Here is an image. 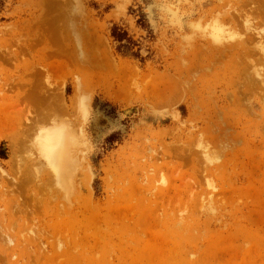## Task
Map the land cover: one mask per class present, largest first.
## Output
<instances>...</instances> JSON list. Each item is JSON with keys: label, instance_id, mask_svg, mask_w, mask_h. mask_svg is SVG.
<instances>
[{"label": "rangeland", "instance_id": "374dc122", "mask_svg": "<svg viewBox=\"0 0 264 264\" xmlns=\"http://www.w3.org/2000/svg\"><path fill=\"white\" fill-rule=\"evenodd\" d=\"M192 3L0 0V264H264V72Z\"/></svg>", "mask_w": 264, "mask_h": 264}, {"label": "bare ground", "instance_id": "6f19581e", "mask_svg": "<svg viewBox=\"0 0 264 264\" xmlns=\"http://www.w3.org/2000/svg\"><path fill=\"white\" fill-rule=\"evenodd\" d=\"M195 7L203 14L198 18L194 13ZM263 7L258 0H193L188 9L187 32H209L218 43L208 50L211 54L205 60L206 65H241L249 62L264 72V53L261 48L264 36L259 33L264 32ZM214 52L215 56L212 55ZM63 130L57 128L40 137L45 144L46 155H52L53 150L64 147L66 140ZM50 158L53 163L61 161L54 156Z\"/></svg>", "mask_w": 264, "mask_h": 264}, {"label": "trees", "instance_id": "16d2710c", "mask_svg": "<svg viewBox=\"0 0 264 264\" xmlns=\"http://www.w3.org/2000/svg\"><path fill=\"white\" fill-rule=\"evenodd\" d=\"M114 37H116V36H114ZM116 38L119 39L118 36H117ZM119 40H120V39H119Z\"/></svg>", "mask_w": 264, "mask_h": 264}]
</instances>
